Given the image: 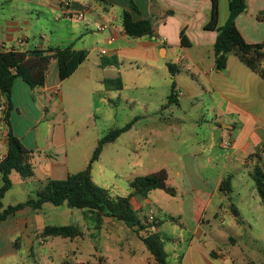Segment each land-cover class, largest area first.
I'll return each mask as SVG.
<instances>
[{
    "label": "crops",
    "instance_id": "0c3cea01",
    "mask_svg": "<svg viewBox=\"0 0 264 264\" xmlns=\"http://www.w3.org/2000/svg\"><path fill=\"white\" fill-rule=\"evenodd\" d=\"M65 1L0 0V52L68 47L73 50H87V59L71 76H77L76 81L79 83H74V88L67 95L70 102L69 109H73L75 103L82 98L81 88L103 91L105 80L118 78L122 80L124 71L118 67L120 63L123 67L125 66L124 68L131 69L138 62L141 64L147 62L145 65L148 67L150 76L160 72L164 80L170 82L168 103L163 107L167 108L172 103L179 107L182 101L188 100L193 107L208 108L202 112V116L196 118V121L201 122L202 118H208L205 122L210 124V132L203 141L192 140L191 143L187 141V144H183L184 140L178 132L181 124L186 122L184 118L186 116H177L174 111L171 115H168L166 111H160L156 117L148 112L140 116V119L144 121L163 120L166 130L170 129L173 132L176 130V136L162 134V144L168 145L165 139L175 140L179 146L177 154L180 151L183 161L185 158H194L192 169L185 166L183 161L180 163L178 176H184V170L199 171L218 168V173L209 180L213 184L212 191L195 188L192 191H184L183 196L191 200L194 206L192 212L194 227H189L186 216L182 213L176 215L165 213L169 216V218L166 217L167 221L164 222L154 216L156 220H160V226L149 228L148 231L157 232L161 236L168 227V223L185 229V233L176 230L168 237L161 236L163 244L165 241L178 244L179 239H182L185 234L188 235L186 247L175 249L178 264H218L217 260H220V264H226L227 258L209 244L208 234L211 233L206 229L213 228L215 224L213 220L216 218H219L222 224L225 223V217L231 214L235 223L241 225L236 220L233 210H236L238 217L244 220L243 226L251 230L255 226L254 223L247 221L249 218L246 215L252 214L253 218L257 213L264 215L262 208L264 205L257 196L259 194L252 176L256 166L264 170V0H245V10L235 19V25L245 42L251 46H260L258 50L260 57L257 61L258 73L246 65L234 52L227 54L226 67L218 68L217 58L223 54L217 55L214 50L218 32L205 30V25L211 17L213 0H134L138 11L131 9L129 0H71L70 8L74 12L72 15L67 14L63 9ZM217 1L220 9L219 25L222 26V8L223 6L230 8V0ZM125 11L131 13L134 21L152 20L154 36L142 38L126 36L123 31ZM79 13H83V20L77 19ZM75 21L78 23L74 24ZM104 24H107L108 31L106 43L113 47L101 50L97 43L92 47H86V39L94 35L98 27ZM64 28L71 30L70 37L62 38L60 34L63 33ZM183 32L190 46L182 45ZM80 39L82 42L84 39L83 47L78 46ZM120 39L123 43H120ZM95 53L98 57L104 56L108 59L92 61ZM253 56L254 54H251L249 58ZM161 60L163 64L157 66ZM169 65L177 68L174 77L171 75ZM173 82L176 84L175 95L173 100H170ZM62 83L59 77V64L55 59L51 61L43 87L32 89L20 77L14 81L9 111L10 125L14 135L31 152L34 176L23 179L18 172L11 173L12 187L2 199V210L36 197L37 191L50 180H64L69 174L78 173L85 168L76 169L71 165L68 144L70 140L78 142L77 135L74 134V138H70V132L66 126L57 122L56 111L61 106L64 117L67 120L71 118L67 109L64 108L63 93L58 90L62 87ZM106 89L108 92L122 91L123 80L121 90L107 87ZM5 101V98H2L0 105L4 106ZM4 114V111H0V162L8 152L9 127L4 121ZM226 143L229 145H225ZM227 178L230 179V192L222 190L223 181ZM169 179L168 172V182ZM2 184L0 173V187ZM9 196L13 200L12 203H5ZM149 202H151L150 199H132L134 209L140 212H143ZM50 205L53 204L45 203L38 211L26 207L5 220H0V262L7 258L18 261V248L22 245L20 240L26 236L25 247H33L34 239H39L38 243L45 251L43 253L41 249V253L37 249L43 258L41 264H54V254L51 251L53 249L48 247L47 238L43 237L42 233L47 226L63 225L53 223L55 213H51ZM64 206L67 205L55 207ZM71 209L68 212L79 213L77 215L80 219L76 221V225L64 224L79 227L84 236L81 243L89 239L92 240L93 247L94 239L91 234L94 232L87 226L83 212ZM119 227L118 220L104 217L100 229L105 231L104 237L100 232L96 234L97 237L101 236L108 240L109 238H106L108 235L105 237L108 231L106 229H110L115 237L112 238L115 239L113 245H117V247L107 248L110 252H118L119 237L122 241L129 240L127 244H133L136 241V238L127 230L123 229V232L119 233ZM76 249L79 250L78 247ZM91 250L88 256L94 255ZM97 250L93 247L92 251L101 254V251ZM76 251L73 252L76 253ZM60 255L65 258L68 256L65 253ZM88 256L84 260L74 256L76 259L74 264L88 263ZM134 261L137 262L136 259ZM146 261L148 264H157L151 253L146 255ZM35 264H37L36 261Z\"/></svg>",
    "mask_w": 264,
    "mask_h": 264
},
{
    "label": "rangeland",
    "instance_id": "374dc122",
    "mask_svg": "<svg viewBox=\"0 0 264 264\" xmlns=\"http://www.w3.org/2000/svg\"><path fill=\"white\" fill-rule=\"evenodd\" d=\"M228 15V6L226 8L223 6L222 25H225ZM77 23L78 21L74 22V24ZM79 26L80 24L77 28ZM62 32L60 34L62 38L71 36V30L67 28H64ZM107 35V30L104 32L95 31L94 35H90L86 39V47H92L97 43L101 50L111 49L113 46L106 43ZM83 42L81 39L78 40V46L83 47ZM120 43H123L122 39H120ZM107 59L104 56H96V53L92 56V61L99 62L100 60L104 61ZM143 63L138 62L131 69H126L124 68L125 66L123 67V64H119L120 70L124 71L122 77L124 89L122 91L108 92L105 85L102 87L103 91L81 88L80 94L82 98L75 103L73 109H69L70 102L67 99V95L74 88V83H79L76 81L78 80L77 76L62 81V87L58 88V90H61L60 92L63 93L65 99L64 108L67 109L71 118L67 120L64 117L61 106L56 111L58 114L57 122L66 126V129L70 132V138L73 139L74 134H76V140H78V142L69 141V161L76 169L80 167H85L83 170L86 169L99 141L110 131L124 128L131 123L132 127L130 130L123 133L113 143L104 145L101 156L92 164L91 174L94 182L101 188L106 189L114 198L126 197L130 193V183L136 177H144L161 169H166L170 175L168 184L175 189L176 195L172 196L162 190L152 191L148 198H146L150 199L151 202L144 207L143 212L136 211L137 217L142 223L148 224L149 222L156 221L154 216L165 222L169 218L165 213L173 215L182 213L186 216V222L189 227H194L192 215L194 206L191 200H187L183 196L184 191H192L193 188L212 191L213 184L209 180L218 173V168L216 167V170H184L185 175L182 177L178 176L177 171L180 169V163L183 161L180 151L177 154L179 146L175 140L171 139H165L168 145L164 146L161 137L164 133L176 136V130L174 132L170 129L166 130L163 120L155 122L144 121V119H140V116L148 112V114L156 117L160 111H166L168 115H171V112L174 111V114L177 116H186L184 117L186 122L181 124L178 132L181 135V139L184 140L183 144H187L188 142H196L198 139L203 141L208 135L207 133L210 132V124L205 122L208 118L201 117V122L196 121V118L202 116V112H205L208 108L206 109L204 106L193 107L188 100L182 101L179 107L173 103L167 108H165L166 106L163 107V105H167L168 103L167 98L171 90V88L168 89V85L170 87L171 84L168 80H164L160 72H157L154 76H150L148 67L146 66L147 62ZM161 63L163 64L162 60L157 66H160ZM92 78L94 79V76ZM92 83L94 84L95 81L93 80ZM194 162V158H185L182 163H185V166L192 169ZM10 198V196L7 197L5 203H12L13 200ZM258 198L261 199L260 196ZM50 206L52 208L50 209L51 213H55V217H53L54 224L65 225L64 223H72L76 225V221L80 219L79 215H77L79 213L70 214L68 212L70 208L67 206ZM262 208L264 210V207ZM71 210L80 212L77 209ZM231 215L225 217V223L223 224L219 218L214 219L213 222L215 224L213 228L210 230L206 229L207 232L211 233L208 234L209 244L213 249H218L227 258L226 264H264V215L257 213L255 214V218H253L252 214L246 215L249 218L247 221L254 223L255 228L253 230L249 229V227H244V220L240 217L235 218L241 224L237 225L233 220L234 217ZM151 216H153L154 220L151 219ZM168 224V227L161 234L162 237H168L170 233L176 230L180 232L184 231L185 233V229L181 226ZM119 225V233H122L123 229L127 230L129 234L136 238V241L133 244H127L129 240L122 241L121 237H119L120 246H118V252H110L107 249L111 246L117 247L116 244L113 245L115 239H112L114 236L109 228L106 229L108 231L105 235V237L108 235L106 237L109 238L108 240L101 238V236L104 237L105 231H100L101 236L93 241V247L98 249L97 251H101V254L100 252L96 253L92 251V240L87 239V241L85 240L81 243L83 235L76 237L77 239L46 237L48 247L53 249L51 251L54 254V264H74L76 256L78 259L84 260L91 248V253H94V255L88 256L89 260L87 264H148L146 255L150 254V252L146 249L144 243L140 241L142 240L140 236H144L145 232L138 234V232L129 229L120 221ZM25 237L20 240V244L22 245L18 248V261H15L13 258H7L1 261L0 264H15V262L17 264H35V261L37 264L43 263L41 255L42 245L38 243L39 239H34L35 243L33 247H25ZM188 238V235L185 234L182 239H179L178 244L165 241L164 251L167 255L168 264H178L175 249L178 250L181 247H186ZM77 247L79 250L76 249ZM73 251H76V253ZM43 253H45L44 250ZM64 253L69 257L65 258L60 255ZM122 256L124 257L121 258ZM49 262L51 263V259ZM217 263L220 264V260H217Z\"/></svg>",
    "mask_w": 264,
    "mask_h": 264
},
{
    "label": "trees",
    "instance_id": "16d2710c",
    "mask_svg": "<svg viewBox=\"0 0 264 264\" xmlns=\"http://www.w3.org/2000/svg\"><path fill=\"white\" fill-rule=\"evenodd\" d=\"M129 4L132 10L138 11L134 0H129ZM229 7V18L225 25L220 26L219 4L217 0H213L211 17L205 25V30L218 32L214 50L217 55L223 53L217 58L218 68L224 69L226 67L227 54L234 52L246 65L258 73L257 61L258 57H260L258 55L260 46L247 44L235 25L236 17L246 8L245 0H230ZM123 31L126 36L131 38L152 37L154 36L153 21L150 19L134 21L131 13L125 11L123 14ZM182 45L190 46L184 32L182 33ZM251 54H254V56L249 58ZM87 57V50H73L71 47L0 52V101L2 98L6 100L4 103L6 105L4 121L9 127L8 152L0 162V173L3 181L0 187V220H5L8 216L26 207H31L33 210L38 211L42 209L45 203H51L54 206L67 205L69 208L79 209L83 212L87 226L94 232L91 234L94 240L97 238L96 234L100 232L103 218H113L123 222L129 229L135 230L138 234L145 232V235H141L140 237L155 262L157 264H168L160 234L148 231L149 228L159 227L160 220L149 222L151 225L149 223H142L132 205L133 198L145 200L155 190H162L175 196V189L168 184L167 170L161 169L144 177H136L130 183V193L126 197L120 198L112 197L106 189L98 186L91 174L92 164L101 156L104 145L116 141L123 133L130 130L132 127L131 123L124 128L110 131L99 141L86 169L75 174H69L64 180H50L42 189L37 191L36 197L2 210V199L12 187L11 173L16 171L23 179H29L34 176L31 152L14 135L10 125L9 111L15 79L22 78L32 89L43 87L51 61L55 59L59 64V77L61 81H65L75 73ZM169 68L172 77H174L177 70L176 66L169 65ZM105 85L108 89L121 90L122 80L120 78L115 80L107 79L105 80ZM175 86L176 84L173 82L170 100L174 98ZM252 176L257 192L264 205V170L256 166ZM229 184L230 179H225L222 184V190L230 192ZM233 212L238 217V212L236 210H233ZM42 234L43 237L73 239L82 236L83 232L77 226L63 225L47 226Z\"/></svg>",
    "mask_w": 264,
    "mask_h": 264
},
{
    "label": "built area",
    "instance_id": "2783aa9c",
    "mask_svg": "<svg viewBox=\"0 0 264 264\" xmlns=\"http://www.w3.org/2000/svg\"><path fill=\"white\" fill-rule=\"evenodd\" d=\"M71 0H66L65 2H64V6H63V9L65 10V12L67 13V14H69V15H72L74 12H73V10L70 8V5H71ZM77 19H79V20H83L84 19V15H83V13H79V14H77ZM106 28H107V24H104V25H100L99 27H98V30L99 31H104V30H106ZM114 39H112V41H113ZM103 53H105V51H103ZM0 111H6V106L4 105H0ZM225 145H229V143H226ZM152 220H154V218L152 217L151 218Z\"/></svg>",
    "mask_w": 264,
    "mask_h": 264
}]
</instances>
